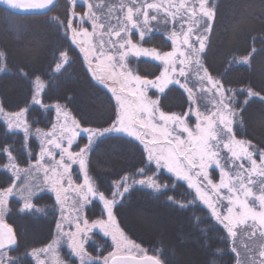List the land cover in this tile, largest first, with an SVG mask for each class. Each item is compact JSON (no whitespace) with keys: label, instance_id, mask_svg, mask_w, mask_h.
Here are the masks:
<instances>
[{"label":"rangeland","instance_id":"1","mask_svg":"<svg viewBox=\"0 0 264 264\" xmlns=\"http://www.w3.org/2000/svg\"><path fill=\"white\" fill-rule=\"evenodd\" d=\"M66 2L64 30L81 51L93 79L112 95L117 116L107 127L83 126L67 109L54 105L53 124L36 130V160L22 167L8 156L0 164V169L12 176L8 186L0 187V223L8 241L0 249V264H13L10 250L17 237L15 225L8 220L11 198L22 200L21 212H31L36 207L28 193L43 191L52 194L57 204L58 233L52 243L27 252L34 264H68L61 257L60 244L66 245L76 264H109L117 254H151L145 243L126 232L115 211V204L131 184L117 183L114 197L109 198L97 189L89 174V147L109 133L139 141L149 162L194 190L200 203L228 231L231 244H239L236 264H264V150L236 135L238 111L232 107L231 94L204 62L216 19L210 0ZM16 5L44 8L12 0L10 6ZM223 14L220 19L224 18L225 36L236 19L232 10L225 17ZM153 34L167 41L168 49L142 43ZM133 59L156 62L157 73L142 74L132 64ZM248 60L244 56L241 61ZM172 84L183 88L189 100L182 113L165 111L159 104V95ZM43 87L38 82L35 102H40ZM0 117L8 130L28 132L26 109L7 111L0 107ZM80 135L86 143L75 150ZM94 200L100 202L104 215L89 219L86 210ZM151 212L155 219L145 212L135 214L144 231H156L164 225L169 230L174 225L173 214ZM93 232L109 240L107 252L92 255L88 251ZM12 236L14 244L9 241Z\"/></svg>","mask_w":264,"mask_h":264},{"label":"trees","instance_id":"2","mask_svg":"<svg viewBox=\"0 0 264 264\" xmlns=\"http://www.w3.org/2000/svg\"><path fill=\"white\" fill-rule=\"evenodd\" d=\"M210 2L216 19L204 62L231 94L232 107L238 111L236 135L264 150V0ZM10 3L0 0V107L7 111L26 109L29 129L27 133L8 130L0 117V164L13 156L18 165L27 167L37 158L36 130L48 129L54 122V105L67 109L83 126L103 128L115 121L116 104L110 92L93 79L81 51L64 30L69 7L66 0H54L40 10L19 9ZM231 10L235 24L224 36L221 13L225 17ZM142 43L159 49L169 47L157 34L143 38ZM244 56L249 57L248 62L241 61ZM132 64L148 76L155 75L159 67L145 59H133ZM38 82L44 87L40 102H35ZM250 92L254 95L249 96ZM188 101L183 88L174 84L159 95L160 106L169 112H184ZM85 143L80 135L73 147L79 150ZM88 169L97 189L109 198L114 197L117 183L131 184L115 204L119 222L164 264L237 263L239 244H231L228 231L191 187L148 161L139 141L120 133L100 136L89 147ZM11 180L9 172L0 169V187L8 186ZM28 194L33 195L35 211L21 212L22 200L16 197L11 198L9 207L8 220L15 225L17 237L10 250L13 264H34L27 252L52 243L58 233L57 204L52 194ZM150 211L173 214L174 225L169 230L164 225L156 231H144L135 214L145 212L155 219ZM86 214L89 219L102 217L100 202L94 200ZM92 237L87 244L92 255L111 248L105 236L93 232ZM59 250L63 260L76 264L66 245L60 244Z\"/></svg>","mask_w":264,"mask_h":264},{"label":"water","instance_id":"3","mask_svg":"<svg viewBox=\"0 0 264 264\" xmlns=\"http://www.w3.org/2000/svg\"><path fill=\"white\" fill-rule=\"evenodd\" d=\"M32 1L33 3L40 2L43 5H50L53 0H26ZM19 9H26L27 7H17ZM14 237L10 238L11 242H14ZM7 245V240L4 235L2 226L0 225V249ZM109 264H164L157 256L152 254H145L142 256L130 255V254H117L114 255Z\"/></svg>","mask_w":264,"mask_h":264}]
</instances>
